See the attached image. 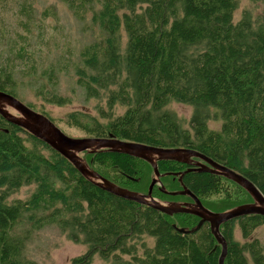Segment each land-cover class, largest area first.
Returning a JSON list of instances; mask_svg holds the SVG:
<instances>
[{"label": "trees", "instance_id": "1", "mask_svg": "<svg viewBox=\"0 0 264 264\" xmlns=\"http://www.w3.org/2000/svg\"><path fill=\"white\" fill-rule=\"evenodd\" d=\"M62 1L90 11V22L102 32L80 50L74 73L85 95H105L107 106L98 110L99 118L68 113V126L84 130L86 137L193 148L241 173L264 195V7L234 20L238 0ZM15 67L0 64V90L12 94L5 88L16 85ZM36 95L50 104L68 102L55 91L38 89ZM171 101L193 106L187 126L166 108ZM117 106L124 112L116 113ZM212 115L218 128L207 124ZM82 157L119 186L147 192L144 181L153 177L148 162L109 151ZM157 166L160 173L169 172L159 177L162 186H184L205 204L222 195L241 197L225 207L250 200L221 175L186 172L181 183L171 173L183 171L184 164L160 160ZM23 186H33L29 196L12 199ZM159 189L153 186V197H175ZM197 218L168 215L102 189L56 150L0 116V264H33L23 249L32 232L47 225L86 244L70 264H94V254L101 264H218L221 246L208 224L191 232L173 226L190 229ZM22 221L28 227L17 233ZM234 221L242 241L233 238ZM263 223V215L249 214L219 226L226 240L224 264H264V242L252 235Z\"/></svg>", "mask_w": 264, "mask_h": 264}, {"label": "rangeland", "instance_id": "2", "mask_svg": "<svg viewBox=\"0 0 264 264\" xmlns=\"http://www.w3.org/2000/svg\"><path fill=\"white\" fill-rule=\"evenodd\" d=\"M263 7L264 0H238L233 13L234 20H237L244 11L255 16ZM101 35V30L90 22V11L83 12V8L78 4L71 9L62 0H0V64L4 63L8 67L11 62H14L16 65L14 70L16 85L12 91L11 87H6L5 90L12 92V95L33 111L44 112L51 116L54 120L52 122L68 136L85 137L86 132L80 128L68 126L65 123V117L71 112L77 115L84 112L90 119L93 116L99 118L98 110L107 107L105 95L97 98L85 95L83 87L77 84V76L74 73L81 62L80 50ZM18 51L21 55L15 58ZM24 55L25 59H23ZM49 70L51 76H48ZM38 89L55 91L68 102L63 105L50 104L42 96L36 95ZM166 108L171 109L181 121L184 120L183 124L187 126L193 106L171 101ZM8 110L15 113L10 107ZM124 110V106H117L116 113H123ZM217 120L219 119L212 115L207 120L208 126L218 128L220 122ZM42 152L47 154V151ZM79 155L83 156V153ZM144 183L148 187L150 182L145 180ZM161 188L166 191L180 190V188H165L160 184L159 190L165 194L168 193ZM32 189L33 186H23L13 193L11 198H26ZM130 190L146 193L136 189ZM174 196L166 201L179 203L185 201L184 195ZM235 198L239 197L236 195L215 196L209 201L214 205L213 203L205 204L204 201L202 205L217 210L227 209L235 206L225 207L229 203L234 204ZM199 200L201 202V199ZM251 200L250 197L248 201ZM27 227V223L22 221L15 229L17 233H20L21 229ZM232 227L233 238L242 241L237 221L233 222ZM252 235L262 244L264 223L256 227ZM86 248L85 243L69 239L67 233L57 226L47 225L32 232L22 256L26 260L33 261V264H70L71 258L84 253ZM93 262L101 264L103 260L94 254Z\"/></svg>", "mask_w": 264, "mask_h": 264}, {"label": "water", "instance_id": "3", "mask_svg": "<svg viewBox=\"0 0 264 264\" xmlns=\"http://www.w3.org/2000/svg\"><path fill=\"white\" fill-rule=\"evenodd\" d=\"M12 108L15 113L8 110ZM0 116L6 121L21 127L36 138L40 139L51 148L56 150L63 157L68 159L73 166L87 179L98 185L102 189L111 192L119 197L136 201L143 205H148L157 210L173 215L177 213H188L199 217L197 225L190 230L178 228L180 232L195 231L203 222L209 223V229L217 243L221 246L218 264H224L223 260L226 255V240L219 231V226L231 219L244 215L258 214L264 216V195L247 177L241 173L220 164L203 153L188 147H155L116 139L114 137H70L65 134L57 125H55L44 114L33 111L26 104L20 102L14 95L0 90ZM98 151H109L123 153L140 158L148 162L153 169V177L149 183L146 193L130 190L126 187L119 186L111 180L105 178L97 171L88 166L86 160L79 153ZM199 157L204 162L195 161L194 168H187L180 173H171L179 178L188 171H208L210 173L221 175L244 189L252 198L251 201L243 202L223 211L213 212L202 205L198 197L190 192L186 187L181 191H163L170 195L186 194L193 198V203L179 202H162L152 196V188L155 184H160L159 177L169 172L160 173L157 162L160 160H174L178 162L190 163L188 158Z\"/></svg>", "mask_w": 264, "mask_h": 264}, {"label": "flooded vegetation", "instance_id": "4", "mask_svg": "<svg viewBox=\"0 0 264 264\" xmlns=\"http://www.w3.org/2000/svg\"><path fill=\"white\" fill-rule=\"evenodd\" d=\"M188 160L190 161V163H186V162H180V163H182V164H184L185 165V168H184V170H186L187 168H194L195 167V164H194V162L195 161H200V162H204V160L203 159H201V158H199V157H190V158H188ZM183 170V171H184ZM192 171H195V170H192ZM192 171H188V172H192ZM182 172V171H181ZM197 172V171H196ZM178 173H180V172H178ZM174 176V175H173ZM176 176H178V175H176ZM178 179H179V182H181L182 183V181L180 180L181 179V177L179 178V176L177 177ZM157 185H159L160 186V184H157ZM180 189H182V187L180 188ZM191 192V191H190ZM184 196H186L185 197V201H183V202H192L193 203V198L190 196V195H184ZM165 200H171V199H163V201H165ZM210 211H213V212H219V211H223V210H225V209H219V210H217V209H215V208H213V207H210V206H207V205H205ZM198 219V218H197ZM204 223H206V224H208V226H209V223L208 222H204Z\"/></svg>", "mask_w": 264, "mask_h": 264}, {"label": "bare ground", "instance_id": "5", "mask_svg": "<svg viewBox=\"0 0 264 264\" xmlns=\"http://www.w3.org/2000/svg\"><path fill=\"white\" fill-rule=\"evenodd\" d=\"M182 189H180V190H175V191H181ZM176 195H186V194H176ZM162 202H167L166 200L165 201H162ZM182 203H192V202H182ZM198 217V216H197ZM199 218V217H198ZM198 221H199V219H198ZM198 223V222H197ZM197 225V224H196ZM195 227V226H194ZM193 228V227H192ZM183 229H185V230H190V229H186V228H183ZM180 232V231H179Z\"/></svg>", "mask_w": 264, "mask_h": 264}]
</instances>
